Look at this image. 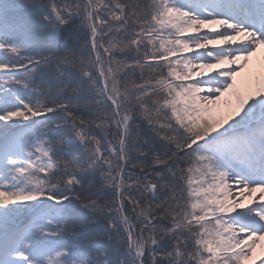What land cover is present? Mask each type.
Returning a JSON list of instances; mask_svg holds the SVG:
<instances>
[{"label": "snow or ice", "instance_id": "snow-or-ice-1", "mask_svg": "<svg viewBox=\"0 0 264 264\" xmlns=\"http://www.w3.org/2000/svg\"><path fill=\"white\" fill-rule=\"evenodd\" d=\"M0 264H264V0H0Z\"/></svg>", "mask_w": 264, "mask_h": 264}, {"label": "rangeland", "instance_id": "rangeland-1", "mask_svg": "<svg viewBox=\"0 0 264 264\" xmlns=\"http://www.w3.org/2000/svg\"><path fill=\"white\" fill-rule=\"evenodd\" d=\"M257 256H259V253H257Z\"/></svg>", "mask_w": 264, "mask_h": 264}, {"label": "bare ground", "instance_id": "bare-ground-1", "mask_svg": "<svg viewBox=\"0 0 264 264\" xmlns=\"http://www.w3.org/2000/svg\"><path fill=\"white\" fill-rule=\"evenodd\" d=\"M257 253H259V250H258V252Z\"/></svg>", "mask_w": 264, "mask_h": 264}]
</instances>
